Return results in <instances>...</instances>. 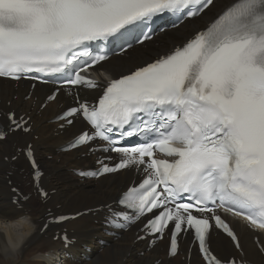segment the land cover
Instances as JSON below:
<instances>
[{"label": "snow or ice", "instance_id": "6c2138e0", "mask_svg": "<svg viewBox=\"0 0 264 264\" xmlns=\"http://www.w3.org/2000/svg\"><path fill=\"white\" fill-rule=\"evenodd\" d=\"M213 3L0 0V78L18 81L30 73L75 70L78 52L91 42L120 39L122 50L142 44L141 36L150 39L144 29L154 17L166 12L177 20L195 17ZM83 55L84 63L106 59L102 49ZM69 82L97 86L79 72ZM79 114L94 132L80 134L73 148L95 138L111 142L117 130L120 139L138 137L132 146L110 147L123 158L93 175L144 166L145 178L123 193L119 203L133 211L134 216L124 217L128 221L160 209L145 227L152 234L171 231L170 255L177 253L178 234L194 230L209 264H237L209 260V220L193 211H212L210 202L264 230V0H230L182 46L112 79L98 105L80 103L67 116ZM9 119L15 129L28 130L14 113ZM156 152L170 159H158ZM214 219L239 249L234 231L218 215Z\"/></svg>", "mask_w": 264, "mask_h": 264}, {"label": "bare ground", "instance_id": "6f19581e", "mask_svg": "<svg viewBox=\"0 0 264 264\" xmlns=\"http://www.w3.org/2000/svg\"><path fill=\"white\" fill-rule=\"evenodd\" d=\"M228 1L214 0L213 5L205 9L197 18L184 20L176 28L163 30L160 37L153 36L150 39L148 49L165 50L167 47L162 45V40L186 36L210 19ZM145 43L143 41L142 46L139 45L132 51L129 49L133 46L128 48L127 55L110 57L105 62L101 61L102 64L95 72L114 77L142 63L146 60L143 58L147 57V50H144V47L148 44ZM134 53L143 56L138 63L133 61ZM95 76L102 79L100 74ZM24 88L20 84L14 88L9 81L0 79V108L26 111V115H29L32 120L27 133L12 132L0 142V264H154L156 259L158 261L155 264H203L202 260L196 256L194 247L188 261L185 260L184 254L183 258L178 254L168 258L164 241L146 249L144 242L134 241L133 227L126 232H120V237L116 239L105 236L100 222L94 223L102 215L107 214L103 208L96 210L94 215H80L72 221L65 222L68 235L75 238L74 243L67 249L62 247L59 239L52 238L56 226L49 225L40 231L47 211L56 214L97 207L105 203V200L114 198L119 193V188L125 186L134 172L129 169L101 176L96 181L80 180L75 177L71 170L83 168L91 162L92 157L81 156L76 152L62 153L57 148L79 130L80 119L75 118L73 125L62 131L56 128V123L50 121V118L61 108L60 103L65 104V100L68 99L65 96L73 98L70 89L63 88L54 101L46 103L40 109L39 102L46 95L47 85H38L27 99H23ZM96 90L97 88L90 92L95 95ZM13 94H16L14 99ZM34 97H36L35 100ZM6 100L10 101L9 106L4 103ZM32 134H37V138L33 139ZM28 141L32 142L34 150L41 155L44 173L41 176L40 185L48 191L46 200L35 194L26 161L22 152L18 153L17 150V147L24 146ZM48 154L50 159L46 158ZM10 155H16V158L4 159L5 156ZM64 165L67 168L63 167ZM8 180L12 182L11 185H19L21 190L29 194L28 198L22 201L17 197L16 203H13L12 198L16 193L11 191ZM27 181H30L29 185H26ZM56 204H59V208H55ZM18 205L21 207L18 208ZM234 223L239 234L238 241L242 255L264 264V251L260 252L251 240L253 232L238 221ZM100 237L105 239L107 244L100 246L98 243ZM258 239L264 247V233L258 234ZM186 241L187 239L184 242ZM211 242H215L214 247L218 252L233 250L231 242L221 234L211 237ZM85 247H90V251L86 252ZM67 252L73 256V260L66 256ZM87 255L90 256L88 261L85 260Z\"/></svg>", "mask_w": 264, "mask_h": 264}, {"label": "rangeland", "instance_id": "374dc122", "mask_svg": "<svg viewBox=\"0 0 264 264\" xmlns=\"http://www.w3.org/2000/svg\"><path fill=\"white\" fill-rule=\"evenodd\" d=\"M141 57V56H140ZM135 60H137L136 58H135Z\"/></svg>", "mask_w": 264, "mask_h": 264}]
</instances>
